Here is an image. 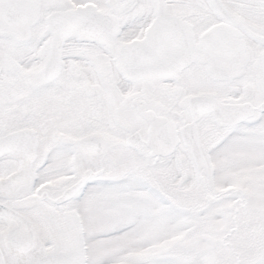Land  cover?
I'll return each mask as SVG.
<instances>
[{
	"label": "snow or ice",
	"instance_id": "1",
	"mask_svg": "<svg viewBox=\"0 0 264 264\" xmlns=\"http://www.w3.org/2000/svg\"><path fill=\"white\" fill-rule=\"evenodd\" d=\"M0 264H264V0H0Z\"/></svg>",
	"mask_w": 264,
	"mask_h": 264
}]
</instances>
